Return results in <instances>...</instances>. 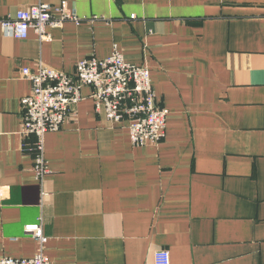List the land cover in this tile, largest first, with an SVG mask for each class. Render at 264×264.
I'll return each instance as SVG.
<instances>
[{"label": "crops", "instance_id": "0c3cea01", "mask_svg": "<svg viewBox=\"0 0 264 264\" xmlns=\"http://www.w3.org/2000/svg\"><path fill=\"white\" fill-rule=\"evenodd\" d=\"M41 3L82 23L49 28L47 43L0 28V260L34 258L25 227L41 223L52 264H154L163 249L171 264H264V0H0V19ZM115 49L150 70L166 140L134 148L84 87L45 137L39 182L22 69L75 75Z\"/></svg>", "mask_w": 264, "mask_h": 264}, {"label": "built area", "instance_id": "2783aa9c", "mask_svg": "<svg viewBox=\"0 0 264 264\" xmlns=\"http://www.w3.org/2000/svg\"><path fill=\"white\" fill-rule=\"evenodd\" d=\"M103 19L95 18L93 21ZM80 25L82 20L76 10L62 4L52 7L41 3L26 10H19L13 18L0 19V28L5 36L27 40L33 30L41 43L51 40L49 28H63L65 23ZM22 76L32 84L30 95L22 100V136L35 138L33 147L25 144L26 150L35 155L34 173L39 182L50 173L45 159V137L58 132L83 101L84 87L92 89L95 112L111 124L126 122L131 145L134 148L159 145L167 137L169 110L159 106L150 70L145 66L128 63L119 50L115 49L105 59H84L77 65L75 75L41 65L37 72L24 68ZM42 195L45 197L46 193ZM4 197L0 186V201ZM25 232L38 243L39 252L32 259L4 258L0 264H52L45 255L49 238L43 224L25 227ZM154 264H171L167 250L155 253Z\"/></svg>", "mask_w": 264, "mask_h": 264}]
</instances>
